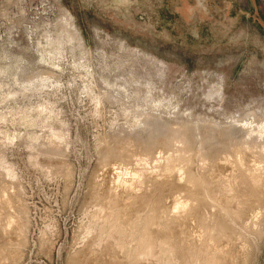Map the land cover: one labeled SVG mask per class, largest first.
I'll return each instance as SVG.
<instances>
[{"label": "rangeland", "instance_id": "1", "mask_svg": "<svg viewBox=\"0 0 264 264\" xmlns=\"http://www.w3.org/2000/svg\"><path fill=\"white\" fill-rule=\"evenodd\" d=\"M0 264H264V0H0Z\"/></svg>", "mask_w": 264, "mask_h": 264}, {"label": "bare ground", "instance_id": "2", "mask_svg": "<svg viewBox=\"0 0 264 264\" xmlns=\"http://www.w3.org/2000/svg\"><path fill=\"white\" fill-rule=\"evenodd\" d=\"M119 176V175H118ZM182 203V202H181ZM180 202H179V205L181 204Z\"/></svg>", "mask_w": 264, "mask_h": 264}]
</instances>
